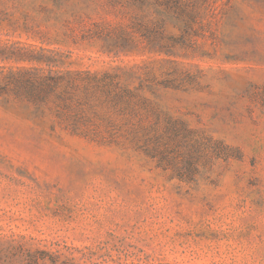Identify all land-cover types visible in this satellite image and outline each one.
<instances>
[{"label":"rangeland","instance_id":"1","mask_svg":"<svg viewBox=\"0 0 264 264\" xmlns=\"http://www.w3.org/2000/svg\"><path fill=\"white\" fill-rule=\"evenodd\" d=\"M181 3L0 0V264H264V0Z\"/></svg>","mask_w":264,"mask_h":264},{"label":"trees","instance_id":"2","mask_svg":"<svg viewBox=\"0 0 264 264\" xmlns=\"http://www.w3.org/2000/svg\"><path fill=\"white\" fill-rule=\"evenodd\" d=\"M165 8L174 13L176 20H180L182 16L189 19V10L181 3L182 0H160ZM188 24V23H186ZM189 27H186L188 29ZM58 82L56 79L40 78L33 73L12 74L6 83H0V95L12 91L17 97L21 94L32 100L37 105H40L47 98V93L56 88ZM65 95L61 97L65 99ZM66 106V105H65Z\"/></svg>","mask_w":264,"mask_h":264}]
</instances>
